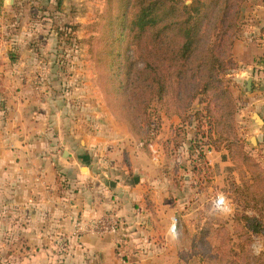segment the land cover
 <instances>
[{
	"label": "crops",
	"instance_id": "obj_1",
	"mask_svg": "<svg viewBox=\"0 0 264 264\" xmlns=\"http://www.w3.org/2000/svg\"><path fill=\"white\" fill-rule=\"evenodd\" d=\"M262 41L239 35L232 50L244 63L241 75L252 73L254 84L257 76L264 78ZM22 76L0 65L7 83L1 85L13 96L0 108V239H26L27 246L21 242L14 259L0 264H210L188 241L208 218L190 219L192 210L172 203L170 184L159 177L166 170L160 144L172 125L183 126L180 117L162 112L158 138L164 141L150 144L156 151L151 155L140 141L135 156L128 152L132 134L126 124L112 119L88 125L81 118L71 124L65 100H57L50 85L34 86ZM178 211L184 219L172 233ZM109 215L119 221L116 232L81 233L76 227L77 220ZM233 215L234 207L230 224ZM183 229L190 233L187 241Z\"/></svg>",
	"mask_w": 264,
	"mask_h": 264
},
{
	"label": "trees",
	"instance_id": "obj_2",
	"mask_svg": "<svg viewBox=\"0 0 264 264\" xmlns=\"http://www.w3.org/2000/svg\"><path fill=\"white\" fill-rule=\"evenodd\" d=\"M103 1L104 18L90 43L93 51L98 44L94 56L107 69L102 90L112 112L143 140L156 101L183 125L197 120L199 131L205 124L202 133L214 149L227 148L241 179L232 183L238 203L232 228L222 219L218 226L206 221L192 246L208 261L215 253L219 260L239 257L264 235V165L237 133V102L226 78L239 66L232 50L244 0ZM196 101L203 108L192 112Z\"/></svg>",
	"mask_w": 264,
	"mask_h": 264
},
{
	"label": "rangeland",
	"instance_id": "obj_3",
	"mask_svg": "<svg viewBox=\"0 0 264 264\" xmlns=\"http://www.w3.org/2000/svg\"><path fill=\"white\" fill-rule=\"evenodd\" d=\"M190 2L191 0H186V3ZM105 10L106 4L103 0H0V65L20 70L22 78L30 80L34 86L39 84L46 88L50 85L56 92L55 98L65 100L63 105H67L69 113L66 117L70 118L71 124L78 118L85 120L88 125L97 120L106 123L112 119L124 123L114 115L108 104V97L102 90L107 69L94 56V52L99 50L98 44L93 46V51L90 43V38L100 29ZM239 24L241 29L238 37L248 35L264 40V0H244ZM257 44L261 46L264 41ZM238 65L226 77L237 102V133L245 140L249 151L264 165V131L260 128L264 123V78L257 76L256 83L252 82L251 90H248L246 80L253 78V75L250 72L241 75L240 71L245 66L244 63ZM257 73L259 75V71ZM1 84L7 83L0 78V108L13 98L9 95L11 89ZM192 108L194 112L193 110L203 108V104L196 101ZM162 112H165L164 109H159V104L154 101L150 109L153 117L151 130L143 140L131 135L133 143L129 139L128 145L132 146L129 153L136 154L137 149L133 148L140 141L149 155L156 152L150 144L164 141L162 137L158 138V134L164 132L160 124L163 120H159ZM196 124L197 120H194L193 128L189 124L175 127L172 125L169 137L166 138V148V143L160 144L166 156L161 168L166 170L159 177L167 179L166 182L170 184V201L174 204L182 202L185 209L188 207L192 210L190 219L197 222L208 218L206 221L218 226L219 220L228 221V214L214 204L218 193L226 194L234 207V214L237 209L232 183L241 182L239 164L232 161L226 147L214 149L210 139L202 133L207 130L205 124L199 131ZM120 126L122 127L121 124ZM122 148L128 147L124 145ZM209 149L212 150L211 153ZM108 150L110 148H107V152ZM174 217L177 231L184 219V211L183 214L181 211L176 212ZM231 226L232 224L229 227L232 228ZM182 231L183 238L187 241L190 233L186 229ZM260 236L262 247L256 252L253 244L256 237ZM26 241L13 236L0 239V247L5 246L8 250L7 254L0 253V262L12 261L14 247L21 242L25 247ZM188 241L192 244L191 238ZM238 241L239 239H235V242ZM254 242L247 246L248 251L245 253L239 250V257L219 260L215 253L213 260L208 263L264 264V235L255 236Z\"/></svg>",
	"mask_w": 264,
	"mask_h": 264
},
{
	"label": "built area",
	"instance_id": "obj_4",
	"mask_svg": "<svg viewBox=\"0 0 264 264\" xmlns=\"http://www.w3.org/2000/svg\"><path fill=\"white\" fill-rule=\"evenodd\" d=\"M215 206L224 213L231 215L233 213V205L230 203L228 197L224 193H218L214 199ZM119 226V221L112 215L103 216L99 219H95L89 223L81 220L76 221V227L79 232H92V233H105V232H116ZM171 231H176V218L171 226ZM262 238L256 237L253 244L254 251L258 252L262 247Z\"/></svg>",
	"mask_w": 264,
	"mask_h": 264
},
{
	"label": "water",
	"instance_id": "obj_5",
	"mask_svg": "<svg viewBox=\"0 0 264 264\" xmlns=\"http://www.w3.org/2000/svg\"><path fill=\"white\" fill-rule=\"evenodd\" d=\"M252 81H253V78L252 77H250V78H248L246 80V87H247L248 90H251ZM253 115L256 116L257 119L261 120L260 117H259V115L257 113H254ZM252 140H254L253 137H252ZM136 181L138 182L139 181V178H136Z\"/></svg>",
	"mask_w": 264,
	"mask_h": 264
}]
</instances>
